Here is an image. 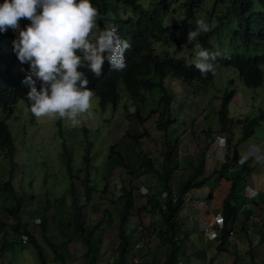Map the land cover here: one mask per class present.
<instances>
[{
	"label": "trees",
	"instance_id": "obj_1",
	"mask_svg": "<svg viewBox=\"0 0 264 264\" xmlns=\"http://www.w3.org/2000/svg\"><path fill=\"white\" fill-rule=\"evenodd\" d=\"M254 1L264 6V0H211L213 7L212 5L208 6L206 0H181L176 4V8L181 12V16L176 20L175 16L171 14L176 9L171 6L172 3H176L174 0H90V3L98 10L97 22L99 26L101 28H108L115 25L118 28L120 36L123 39L131 41L132 49L126 52L127 67L121 72L113 70L107 61L104 64L103 76L100 79H96L87 69H80V71L85 72L89 80L88 88L94 92L93 96L98 99L101 105L108 104L113 110L116 108L119 99L118 88L120 87L125 97L132 102L128 103L127 106L123 104V115L131 123V128L124 129L123 135L130 139L132 153L134 152V147H138L137 139L140 134H138L139 132L136 133V131L140 128L138 126L141 124L139 123V119L141 112H144V110L147 112L146 115H153V112L158 113L155 120V128L163 133V151L160 152L158 169L154 167L148 155L141 152H134L133 158L126 164L132 173L135 172L134 174L136 175L148 172L156 176L157 189L152 191L149 186H147L148 189L142 186L145 188L144 195H146V200L140 206V209L145 213L154 217L156 216V220H153L149 224L152 226L150 228L152 230L155 227L158 228L154 232L159 238V244L155 248V252L161 254L156 257L154 264H178V257L188 264L189 259L200 258L202 256L200 251L192 253L186 251L184 241L187 239L189 232L181 222L182 218L179 214L181 207L184 205L183 200L187 198L191 187L204 189L205 182L217 174L224 179L232 180L219 209L222 224L218 228L217 240L214 243L217 250H222L223 247L228 246V232L234 228L233 226L238 215L242 216L239 229L243 228L242 225L248 217L249 211L247 212L245 207L248 199L237 192L236 182L240 178L245 179L249 166L247 165V161L237 163L235 160L237 150L242 145L241 143L252 136L256 120L247 117H238L239 119L234 120L233 117L228 115V104L231 101L232 91H225L218 101H212L213 99H211V104H215L211 105V109H208L209 114L215 115V122L218 124L217 128L221 132L222 137L227 141L231 138L230 127L236 126L231 127L238 131L232 148V154L229 155V151H224V144L215 145L211 139L207 140V146L201 150L197 149V144H195L193 153H197L198 155L196 163L186 158V169L189 168L191 171L186 174H180L181 177L175 180L174 186L172 183L174 180L173 174L179 167L180 159L182 156H185V153L182 156L177 155L176 140L171 138V132L168 131V127L177 120V116L172 112L173 108L171 105L176 103V106L180 107L181 104L178 102L180 98L178 97L180 95L186 97L185 100L181 97L182 103L193 104L191 101L196 97L195 94H198L197 92H200L201 89V91L204 90V86L210 83L213 74L221 67L232 68L237 73L239 80L246 87H257L264 84V46H262L264 45V12L253 9ZM3 3L4 0H0V5ZM220 6L222 7L220 8ZM207 7L210 8V12L206 11ZM213 10L217 11V20L224 18L230 23L232 39L239 41L241 47L239 50L241 51H233L232 49L233 53L231 54L219 51L221 55L216 61L219 67L214 73H209L206 78H203L195 69L194 62H189L183 57L170 53L169 48L178 50L182 45L186 44L184 42L190 31V24H192L196 17L201 16L199 15L202 14L200 12L211 14ZM203 16L206 15L202 14L201 17ZM27 22L30 25V21L28 20ZM212 31L213 29L210 28V31L207 33H201L197 37V40L204 48L211 52H216L218 48L220 49L219 45H216L217 42L226 35L218 34L216 35L217 39H214ZM13 37L14 32L11 29L6 33H0V66H6L0 69V153L3 156L8 155L10 158L13 153V140L5 124V120L12 114L16 102H24L29 110L31 107L28 100L30 87L24 83L29 75V66L25 71L12 72L10 68L13 59L9 54L4 52V42L8 40L14 41ZM212 39L213 42L211 43ZM187 44L193 45L188 42ZM163 45H168L169 48L167 47L164 50ZM260 48L261 54H258ZM249 50L250 53H246ZM166 77H169L170 81H173L176 85L178 83L174 80H178L179 85L186 88L184 92L183 89L180 93L171 89L167 84L164 85L163 80ZM230 82L232 81L229 80L228 83ZM36 87L39 90L40 84L37 83ZM189 87L192 90L189 95L185 96V90H189ZM152 91H156L157 98H151L152 103L149 108L147 95ZM129 105L133 106V108L135 107V110L129 111ZM145 105L148 109L143 108ZM213 109L216 111H213ZM183 114L185 118L189 116V119H191L187 113ZM81 130L85 132L86 128L82 127ZM203 135H208V131H205ZM83 139L82 142L85 145L83 154L85 174L83 179H81V194L77 192L76 187L73 185L75 176L71 174L68 176L69 187L67 192L72 200L70 204L71 217L69 218L73 234L81 237L86 264H97L103 232L105 228L113 227L117 243L114 256L109 263L131 264V257L136 254V250H134L135 248L132 245L133 231L127 232V226L130 213L135 208L133 203L134 199L138 197L139 190L135 186L136 189L134 188L132 191L134 185L128 187L124 183L120 185V196L117 200L118 206L115 208L116 219L114 220L111 210L104 209L98 201L102 195L96 192V187H102L103 184L98 185L96 181L97 177H91L90 171L95 169L96 175L97 165L100 164H96L97 167L91 165V145ZM196 139L187 137V142L194 145ZM208 146L213 148L211 154L217 151H224L217 167L213 166L214 164L210 161L211 154L206 152ZM112 149L113 145L110 146L107 159L104 161L103 179L108 177L107 175L112 168L119 165L122 158V156H119ZM205 153L209 156L205 155ZM62 154V159L66 164V151H62ZM11 166L14 167L13 162ZM67 171L69 173V169ZM204 172L207 173L205 176ZM226 174L232 177L228 178ZM5 187L7 188L6 191H8V196H5V198L9 197L10 206L1 207V209L13 220L12 224L7 226L15 230L16 235L19 237L22 234L26 235L27 241L34 249L38 264H47L42 246L37 243L33 231L28 230L27 224L20 225V211L22 208L19 198L13 195L9 183L6 182ZM162 194L165 197L161 202L160 199L162 200V198L160 195ZM79 196L84 199L80 204L77 201ZM258 201L264 203V198ZM90 202L93 203L90 204L91 209L89 208V212L87 213L92 217L101 212L104 217L101 224H103L102 227L104 228L100 227L97 221L86 222L85 218L87 216L82 209L88 207L87 204ZM47 219V216L42 214L37 224L39 234L44 238H47V236L43 234L45 232L40 225H47ZM5 226L0 217V233ZM46 243L57 258L59 257V253H65L64 250L56 248L55 242ZM59 245L63 246L62 243ZM233 257L234 264L238 258L236 251H234Z\"/></svg>",
	"mask_w": 264,
	"mask_h": 264
},
{
	"label": "rangeland",
	"instance_id": "obj_2",
	"mask_svg": "<svg viewBox=\"0 0 264 264\" xmlns=\"http://www.w3.org/2000/svg\"><path fill=\"white\" fill-rule=\"evenodd\" d=\"M180 1L181 0H174L176 3H172L171 6L176 8L177 2ZM206 2L208 6L212 5L211 0H206ZM221 7L222 6H220V8ZM253 9L255 11L264 12V6H261L257 1H254ZM206 11L210 12V8L207 7ZM200 13L206 16L201 17L202 14H199L201 16L194 19L191 24L193 29L191 30H195L197 20L203 19L210 28L213 29L212 37L214 39H217L216 35L218 34L226 35L220 38V41L217 42L216 45H219L220 47V49L217 47V51L230 54L235 50L241 51L239 50L241 49L239 41L232 39L231 25L227 19L223 18L217 20L216 10H213L211 14H207L206 12ZM171 14L175 16L176 20L181 16V12L177 8L174 12L172 11ZM27 21V19H22L20 21L21 29L28 26ZM14 34V39H17L19 33L14 32ZM212 42L213 39L211 40V43ZM167 47L168 45H163L164 50H166ZM193 48L194 45L190 46L186 43L178 50L170 48L169 50L170 53L177 55L178 57H183L189 62H194L195 52ZM250 50L246 51V53H250ZM4 52L9 54L13 59L10 68L12 72L25 71L29 66L27 63L21 64L17 59L16 54L13 52L12 40L4 42ZM258 54H261V48L258 50ZM0 67V69H3L6 66L1 65ZM229 80L232 82L228 83ZM174 81L178 84H174L173 81H170L169 77H166L164 78L163 83L164 85L167 84L171 89L176 90L177 92L181 93L182 89L184 92V89L186 88L180 86L178 80ZM191 90L190 87L189 90H185V96L189 95ZM201 90L200 92H197L198 94H195L196 97L191 101L193 104H186L187 102L182 103L183 100L181 97L184 100L186 97L180 95V97H178L180 98L178 101L181 104L180 107H177L176 103L171 105L173 108L172 112L177 116V120L168 127V131L171 132V138L176 140L177 155L182 156L185 153V156H182L180 159L179 167L173 174V186L175 180L181 177L180 174H186L191 171L189 168L186 169V158H189L190 161L196 163L198 155L197 153H193L195 150V144H197V149L201 150L207 146V140L211 139L217 145L224 144V151H229V155L232 154V148L238 135V131L231 127L236 126L230 127L231 138L227 141L222 137L221 132H219L217 128L218 124L215 122V115L209 114L208 110L211 109V105L215 104H211V99H213L212 101H218L225 91H232L233 94L231 95V101L228 104V115L233 117L234 120L238 117H247L256 120L252 136H250L248 140L246 139L243 141L241 143L242 145L240 144L241 146L237 150V155H241L239 161L243 160L247 148V152L251 151L250 149L255 150V148L250 147L251 142L256 144L259 148L257 152H252L253 157L251 156L248 159L247 165L249 166V170L246 172L247 175L245 176V179L240 178L237 180L236 190L241 196L248 199L245 203L247 212L249 209L254 210L255 215L258 218H261L262 216L264 219V206L259 205L260 203H264L258 201L259 199L264 198V189H262L264 182V84L257 87H246L239 80L237 73L232 68L221 67L213 74L210 83L204 86V90ZM118 94L119 99L114 110L108 104L101 105L98 99L93 96L91 100L93 118L88 119L82 116L80 118L81 124L77 127H73L69 121L62 119L59 116L52 118L42 117L37 119L32 115L24 102H16L12 114L5 120V124L8 127L13 140V153L11 158L8 157V155L3 156L0 153V217L6 225L0 233V248H2L0 249V264H38L36 254L31 244L28 241L25 243L19 242L20 237L17 240L16 231L12 230L10 226H7L12 224L13 220L4 210L1 209V207L10 206L9 197L5 198V196H8V191H6L7 188L5 187L6 182L10 184L13 195L20 200L22 208L20 211V225L27 224L33 226V228H29L34 231L33 235L37 240V243L42 246L44 255L47 259V264H66L70 260V258H66V254H68V251L71 250V248L74 252H80V250H82L79 248L83 247L81 245V237H74L72 227L70 226L71 223L69 217H71L70 204L72 200L67 192L69 187L68 176L71 174L75 176L73 185L76 187L77 192L79 194L82 193L81 179H83L85 174V164L83 161L85 145L82 142V138L91 145V165L96 166V164H100L97 165L98 167L96 166L98 168L96 175L95 169L90 171L91 177H97L96 181L98 185L103 184L102 187H96V192L102 195L100 199L101 201L97 198L94 199L98 200L104 209L111 210L114 220L116 219L115 208L118 206L117 200L120 196V185L123 183L126 184L127 187L134 185L132 191L135 186L139 190L138 197L134 199L133 203L135 208H133L128 219L127 232L132 230V233L134 234L133 237L136 235V240L139 239L137 245L140 246L141 251L137 252L138 254L132 255L131 264H154L156 257L161 254L155 252V248L159 243V238L154 232H156L158 228L153 227L154 229L152 230L150 229L152 226L149 225L150 222L156 220V216H151L140 209V206L144 204L146 200V195H144L145 188L148 189L147 186H149L150 189L154 191V189H157L158 187L156 176L148 172L136 175L134 174L135 172L132 173L129 167L126 166L127 162L133 158L134 152H141L148 155V158L151 160L155 168H159L160 152L163 151V133L155 128V120L158 113L153 112V115H146L147 112H145V110L144 112H141L139 119V123L141 124L138 125L140 128L136 131V133L139 132L138 134H140L137 139L138 147H134V152L132 153L130 139L123 135L124 129L131 128V123H129V120L123 115V104L127 106L128 103L132 102L125 97L121 87L118 88ZM147 97L150 108L152 103L151 98H157L156 91L150 92ZM143 108L148 109L146 105L143 106ZM128 110L133 111L135 110V107L133 108V106L129 105ZM213 111L216 110L213 109ZM183 113L190 115L191 119H189V116L185 118ZM82 127L86 128L85 132L81 130ZM205 131H208V135L206 136L203 135ZM196 136H198L197 139ZM187 137L196 139L194 145L187 142ZM111 145H113L112 150L118 153L119 156H122V158L120 159L119 165L112 168L107 175L108 177L103 179L104 161L107 159ZM64 150L66 151V164L68 166L62 159V151ZM212 151L213 148L211 146L206 148L207 153L211 154ZM224 151H217L210 155V161L214 164L213 166L217 167ZM207 153H205V155ZM12 162L14 167L11 166ZM67 169H69V173ZM203 174L205 176L207 173L204 172ZM226 177L231 178L232 176L226 174ZM231 182V179H224L217 174L215 177H211L205 182L204 187L209 190L208 193L203 191V188H190V193L187 194V198L183 200L184 205L179 211L180 217L182 218L181 222L190 232L188 238L190 235L192 236L193 231L185 218L190 217L191 219L196 220L198 224L199 220L197 218L202 217L201 209L203 208L201 201L203 202L206 199L207 208H213V210L217 209L213 212V219H218L221 201L227 194ZM245 182L247 184H245ZM142 186H145V188ZM160 197L162 198V200L160 199L162 202L165 195L162 194ZM1 198L5 200H1ZM77 201L80 204L84 199L79 196ZM91 203L93 202H90L87 204L88 207L82 209L87 216L85 218L86 222L90 223L97 221L100 224L99 226L102 227L103 224H101V221L104 220V217L101 212L92 217L87 213L89 212V208L91 209ZM192 206H194L196 210H192L190 213L189 208ZM42 214H45L48 218L47 225H40L44 232L46 229L45 235L47 238L40 235L38 233L37 225H34L36 222L39 223ZM198 226H200V230L203 233L204 225L199 223ZM255 232L259 237L257 240L259 241L258 247L261 252L264 249V228L260 226ZM249 233L250 231L247 234ZM206 234H208L206 235L207 239L213 237L212 234H210V231L206 232ZM46 242H55L54 244L56 245V248L64 250L65 253H59V257L57 258ZM60 243H62L63 246H60ZM116 243L117 238L115 229L113 227L105 228L102 235V244L97 264H111L109 262H111L114 256ZM186 250L190 251L191 249L188 248ZM260 258V261L264 264V254H262ZM231 260L232 259L229 258L227 264H231ZM178 261L181 264L187 263L179 257ZM76 262L78 264H86L84 255L75 254V257L74 259H71L70 264H75ZM179 262L178 264H180ZM221 263L225 264V261ZM188 264H200V260L191 258L189 259ZM234 264H239V262L236 261Z\"/></svg>",
	"mask_w": 264,
	"mask_h": 264
},
{
	"label": "clouds",
	"instance_id": "obj_3",
	"mask_svg": "<svg viewBox=\"0 0 264 264\" xmlns=\"http://www.w3.org/2000/svg\"><path fill=\"white\" fill-rule=\"evenodd\" d=\"M98 15L90 0H4L0 5V33L9 29L19 33L17 39L13 37V52L21 64H29L24 83L30 87L28 100L35 118L59 116L73 127L79 126L82 116L93 118L94 95L80 69H87L96 79L103 76L106 61L117 72L126 69L131 41L123 39L115 25L101 28ZM22 19L30 21L24 29L20 28ZM191 29L190 24L184 43L194 45L195 69L206 78L219 67L216 61L221 53L211 52L198 42L201 33L210 31L203 19L196 21L195 30ZM250 147L255 150L247 152V148L242 161L237 155V163L248 161L259 149L252 142Z\"/></svg>",
	"mask_w": 264,
	"mask_h": 264
},
{
	"label": "crops",
	"instance_id": "obj_4",
	"mask_svg": "<svg viewBox=\"0 0 264 264\" xmlns=\"http://www.w3.org/2000/svg\"><path fill=\"white\" fill-rule=\"evenodd\" d=\"M245 184H247V183L245 182ZM262 189H264V182H263ZM203 191L208 192L206 187H204ZM259 196H260V192H259ZM1 200H5V199L1 198ZM201 203H202V208H203V209H201V213H202L201 216L202 217L197 218L199 220L198 224H197L196 220L191 219L189 217L190 215L188 216L189 218H187V217L185 218L187 220L188 224L191 226V229L193 231L192 236L190 235V237L189 238L187 237V239L184 241L185 248L191 249L190 251H188V250H186V251L188 253L200 251L202 253V256L200 258H196V259L200 260V264H216V263L222 264L221 262H223V261H225V264H227V261L229 258L232 259L231 260L232 261L231 264H232L234 262V257H233L234 251H236V253L238 255V258L236 261H238L239 264H262V262L260 261V259H261L260 256L262 254H264V249L260 252L259 247H258L259 241L257 240L259 237H258V234H256V232H255V230L259 229L260 226H262L264 228V219L261 216L262 213L260 214L261 218H258L255 215L254 210H252V211L248 210L249 211L248 217L245 220L244 224L242 225V227H243L242 229H239V226H240V223L242 220V218H241L242 216L240 217L238 215L237 220L235 221L234 226H233L234 228L231 229V230L237 229V231L234 232L233 235L230 237L229 242H228V246L223 247L222 250H217L214 243L217 240L218 226H217L215 220L213 219V214H214L213 212L216 211L217 209L213 210V208L212 209L207 208L206 207V199L203 202L201 201ZM259 205L264 206V204H261V203ZM189 210L191 213V211L192 210L195 211L196 208L194 206H192L191 208H189ZM49 218H50V216H49ZM37 223L34 225H37ZM199 223L200 224L204 223L208 227L210 232L214 233V236L207 239L206 235H208V234L205 233V235H204L202 233V231L200 230V226H198ZM29 227L33 228V226L27 225L28 230L33 231ZM187 230H188V228H187ZM246 230H249L250 233L247 234ZM45 232H46V230H45ZM33 233H34V231H33ZM38 233H39V229H38ZM22 235H24V234H22ZM44 235H45V233H44ZM73 236L75 237L76 235L73 234ZM16 237L18 240L19 236L16 235ZM66 240H67V238H66ZM138 242H139L138 239L136 240V235L134 237H132V245L134 243L133 246L135 247L134 250H136L135 251L136 254H138L137 252L141 251L140 246H136ZM79 248L82 249V250H80V252H74V250L72 248H71V250L68 251V254H66V258L67 259L70 258V260L66 264L71 263V259H74L75 254H83L84 248L83 247L82 248L79 247ZM0 249H2V248H0ZM260 253H262V254H260ZM219 260H220V262H219ZM75 264H78V263L76 262Z\"/></svg>",
	"mask_w": 264,
	"mask_h": 264
},
{
	"label": "built area",
	"instance_id": "obj_5",
	"mask_svg": "<svg viewBox=\"0 0 264 264\" xmlns=\"http://www.w3.org/2000/svg\"><path fill=\"white\" fill-rule=\"evenodd\" d=\"M215 222H216V224H217V226H218V228H220V226H221V217H220V215H219V217H218V219H215ZM204 224V223H203ZM204 230H203V233L205 234L206 232H209L210 230L208 229V227L204 224V228H203ZM237 231V229H233V230H230L229 232H228V239H230V237L233 235V233L234 232H236ZM246 232L248 233L249 232V230H246ZM210 234H212V236H214V233L213 232H210ZM27 241V237H26V235H21L20 236V242L21 243H25ZM136 246H138V245H136Z\"/></svg>",
	"mask_w": 264,
	"mask_h": 264
}]
</instances>
